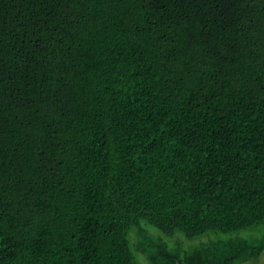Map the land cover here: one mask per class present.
I'll return each instance as SVG.
<instances>
[{"label":"trees","instance_id":"obj_1","mask_svg":"<svg viewBox=\"0 0 264 264\" xmlns=\"http://www.w3.org/2000/svg\"><path fill=\"white\" fill-rule=\"evenodd\" d=\"M263 253L264 0H0V264Z\"/></svg>","mask_w":264,"mask_h":264},{"label":"rangeland","instance_id":"obj_2","mask_svg":"<svg viewBox=\"0 0 264 264\" xmlns=\"http://www.w3.org/2000/svg\"><path fill=\"white\" fill-rule=\"evenodd\" d=\"M260 232L261 231L258 228L250 227V228H246V229H239V230H232V231L211 230V231H208L204 234H201V235L193 237V238H189V237L185 236V234L182 232H178V234H176V236L177 237L179 236L183 240V242H185L184 243L185 246L189 247L191 245H196V244H199L202 242L209 241L211 239L230 238L233 236L250 237V236H256V235L260 234ZM176 236L172 237V239H171L172 243H173V241H175L177 239ZM138 254H139V258L141 257L147 263V260L145 259V257L139 252H138ZM146 263L143 260H141L140 264H146ZM243 264H264V253L259 258L248 260V261L244 262Z\"/></svg>","mask_w":264,"mask_h":264},{"label":"bare ground","instance_id":"obj_3","mask_svg":"<svg viewBox=\"0 0 264 264\" xmlns=\"http://www.w3.org/2000/svg\"><path fill=\"white\" fill-rule=\"evenodd\" d=\"M253 235V234H252ZM172 243V242H171Z\"/></svg>","mask_w":264,"mask_h":264}]
</instances>
